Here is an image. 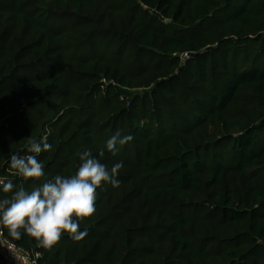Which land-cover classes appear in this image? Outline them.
Returning <instances> with one entry per match:
<instances>
[{
	"label": "trees",
	"instance_id": "obj_1",
	"mask_svg": "<svg viewBox=\"0 0 264 264\" xmlns=\"http://www.w3.org/2000/svg\"><path fill=\"white\" fill-rule=\"evenodd\" d=\"M0 120V177L29 191L10 157L33 140L48 179L123 162L81 240L2 225L37 264H264V0H0Z\"/></svg>",
	"mask_w": 264,
	"mask_h": 264
},
{
	"label": "clouds",
	"instance_id": "obj_2",
	"mask_svg": "<svg viewBox=\"0 0 264 264\" xmlns=\"http://www.w3.org/2000/svg\"><path fill=\"white\" fill-rule=\"evenodd\" d=\"M134 140L131 134L114 133L106 143L107 151L116 155L120 147ZM47 138L30 142L28 151L35 155L22 156L13 153L10 168L25 181H40L30 191L15 185L11 180H0V191L10 196L0 199V225L7 228L8 235L19 240L22 235L32 237L38 247L51 249L64 233L81 240L86 231H80L83 219L95 211L97 189L111 185L120 187L118 179L123 162H116L109 169L105 163L93 156L88 149L79 153V166L74 175L57 174L46 178L44 164L37 156L51 150ZM104 155V151L99 153Z\"/></svg>",
	"mask_w": 264,
	"mask_h": 264
},
{
	"label": "built area",
	"instance_id": "obj_3",
	"mask_svg": "<svg viewBox=\"0 0 264 264\" xmlns=\"http://www.w3.org/2000/svg\"><path fill=\"white\" fill-rule=\"evenodd\" d=\"M186 58L187 56H183L181 59ZM2 126L3 122L0 120V128ZM0 180L8 181L3 177H0ZM0 254L2 264H37L38 255L31 257L29 253L5 238L2 225H0Z\"/></svg>",
	"mask_w": 264,
	"mask_h": 264
},
{
	"label": "water",
	"instance_id": "obj_4",
	"mask_svg": "<svg viewBox=\"0 0 264 264\" xmlns=\"http://www.w3.org/2000/svg\"><path fill=\"white\" fill-rule=\"evenodd\" d=\"M146 10H148V9H146ZM149 12H151L154 16H156L157 18H159L160 19V21H162V22H164L165 21V19L159 14V13H157L155 10H148Z\"/></svg>",
	"mask_w": 264,
	"mask_h": 264
}]
</instances>
